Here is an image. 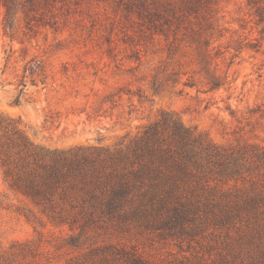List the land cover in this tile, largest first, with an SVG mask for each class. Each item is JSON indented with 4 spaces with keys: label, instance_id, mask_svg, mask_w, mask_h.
<instances>
[{
    "label": "trees",
    "instance_id": "1",
    "mask_svg": "<svg viewBox=\"0 0 264 264\" xmlns=\"http://www.w3.org/2000/svg\"><path fill=\"white\" fill-rule=\"evenodd\" d=\"M71 1L0 0V25L10 33L20 20L28 33L35 34L41 26L56 28V10ZM218 2L121 0L144 40L163 39L169 52L178 42L194 46L204 92L229 83L227 72L218 74L217 63L213 64L223 53L220 46L212 45L220 31L213 21ZM246 4L264 29V0H246ZM34 65L41 70L37 62ZM26 71L31 76L35 72L30 65ZM179 78L178 71L164 67L161 75L159 71L152 75L149 88L158 93L169 84L174 87ZM182 84L197 86L192 75ZM123 94L145 100L140 89L121 86L106 93L99 104L114 107ZM226 107L233 113L229 103ZM4 121L0 118L4 180L37 208L35 212L22 206L28 220L67 227L65 246L81 247L82 238L108 229H142L188 245L202 241L210 245L212 237H222L220 242L230 250L218 264H238L241 253L247 255L246 264H264V141L218 143L185 126L175 112L163 111L124 145L46 150L32 144L15 123ZM32 243L11 245L10 255H34ZM8 259L0 256V261L11 264ZM66 264L155 263L136 249L100 245Z\"/></svg>",
    "mask_w": 264,
    "mask_h": 264
},
{
    "label": "rangeland",
    "instance_id": "2",
    "mask_svg": "<svg viewBox=\"0 0 264 264\" xmlns=\"http://www.w3.org/2000/svg\"><path fill=\"white\" fill-rule=\"evenodd\" d=\"M56 12V28L41 26L35 34L25 32L22 20L13 33L0 25V118L15 123L36 147L124 145L163 111L175 112L185 126L218 143L264 141V29L246 0L218 2L213 21L220 31L212 45L223 53L213 64L218 74L227 72L229 83L207 92L194 46L178 42L169 52L163 39L144 40L121 0H73ZM26 65L32 76L24 72ZM164 67L178 71L179 82L154 93L149 82ZM190 75L196 87L182 84ZM121 86L140 89L145 100L123 94L116 106H100L106 93ZM24 205L37 212L8 187L0 167V256H9L11 264H66L100 245L136 249L155 264H218L230 250L222 237L188 245L142 229H108L82 238L81 247H68L67 227L28 220ZM31 240L34 255H10L11 245ZM246 256L241 253L236 262L246 264Z\"/></svg>",
    "mask_w": 264,
    "mask_h": 264
}]
</instances>
